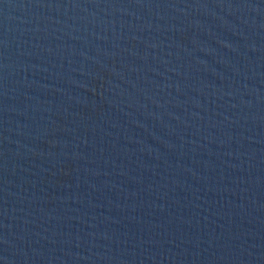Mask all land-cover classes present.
Segmentation results:
<instances>
[{"label":"water","instance_id":"water-1","mask_svg":"<svg viewBox=\"0 0 264 264\" xmlns=\"http://www.w3.org/2000/svg\"><path fill=\"white\" fill-rule=\"evenodd\" d=\"M0 264H264V0H0Z\"/></svg>","mask_w":264,"mask_h":264}]
</instances>
